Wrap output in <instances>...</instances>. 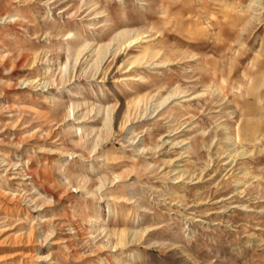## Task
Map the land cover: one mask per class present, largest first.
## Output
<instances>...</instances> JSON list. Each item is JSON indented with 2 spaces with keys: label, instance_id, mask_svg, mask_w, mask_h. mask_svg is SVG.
<instances>
[{
  "label": "rangeland",
  "instance_id": "374dc122",
  "mask_svg": "<svg viewBox=\"0 0 264 264\" xmlns=\"http://www.w3.org/2000/svg\"><path fill=\"white\" fill-rule=\"evenodd\" d=\"M0 264H264V0H0Z\"/></svg>",
  "mask_w": 264,
  "mask_h": 264
},
{
  "label": "bare ground",
  "instance_id": "6f19581e",
  "mask_svg": "<svg viewBox=\"0 0 264 264\" xmlns=\"http://www.w3.org/2000/svg\"><path fill=\"white\" fill-rule=\"evenodd\" d=\"M137 37H138V35L136 36V38H133V40H129V43H130L131 41L136 40ZM126 41H127V40H126ZM241 153H243V152H242V151H238V150L235 151V155H237V154H241ZM29 256H30L32 259H35V260H38V259L41 258V257H38L35 253H34V254H29ZM40 260H41V259H40Z\"/></svg>",
  "mask_w": 264,
  "mask_h": 264
}]
</instances>
